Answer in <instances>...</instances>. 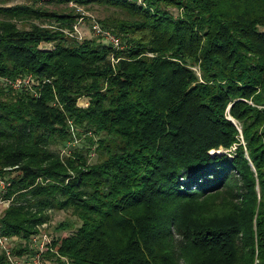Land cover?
I'll list each match as a JSON object with an SVG mask.
<instances>
[{
  "label": "trees",
  "instance_id": "trees-1",
  "mask_svg": "<svg viewBox=\"0 0 264 264\" xmlns=\"http://www.w3.org/2000/svg\"><path fill=\"white\" fill-rule=\"evenodd\" d=\"M71 1L123 11L101 22L124 47L72 35L80 12L0 1L14 258L60 209L77 220L50 264H264V0H46Z\"/></svg>",
  "mask_w": 264,
  "mask_h": 264
},
{
  "label": "rangeland",
  "instance_id": "rangeland-1",
  "mask_svg": "<svg viewBox=\"0 0 264 264\" xmlns=\"http://www.w3.org/2000/svg\"><path fill=\"white\" fill-rule=\"evenodd\" d=\"M0 1L8 5H13L16 3H25V2L26 3L27 2L28 3L40 2L42 4H47V6L50 9H55V10H60V11L61 10H66V11L72 10L76 13L77 12L78 13L80 12L82 14L84 13V19H81L80 29L83 35L86 37L87 36H98L97 33L94 32L93 27H92L94 20H97L102 25L101 20L109 16L126 17V14L123 11L113 8V7L101 6L97 4L84 5V4L74 2V1H71L70 3H62V4H56V3L48 4L46 0H0ZM105 40L107 41V39ZM87 103L88 104L90 103L89 96H83L78 99L79 105L87 106L86 105ZM76 137H77V140L75 139L69 140V147H66V148H64V146L62 147L64 148V152H68L77 146L83 145L85 137H86L85 133H83L81 137L78 135ZM96 159H97V154L92 152V155L90 156L89 161L94 162ZM5 204L6 203H3V202L0 203V213L3 211ZM64 220L76 221L77 219L76 217H74L71 210L56 209L52 212V219L50 223L45 225L46 229L44 230V232L48 234L49 238H51L52 242L54 239L60 238V236H62L63 234H70L71 232L74 231V229L72 228L71 229L69 228L68 229H58L57 228V225ZM37 249H38L37 245L32 243L31 253L33 254L34 252H36ZM17 259L20 261L21 264H47L50 262L48 256L43 257L42 260H35V261L34 260L28 261L30 259L28 255L19 256ZM54 259L55 258H52V260ZM54 264H63V263L55 261Z\"/></svg>",
  "mask_w": 264,
  "mask_h": 264
},
{
  "label": "built area",
  "instance_id": "built-area-1",
  "mask_svg": "<svg viewBox=\"0 0 264 264\" xmlns=\"http://www.w3.org/2000/svg\"><path fill=\"white\" fill-rule=\"evenodd\" d=\"M81 19H84V13L79 20L80 22L79 21L76 22L74 26V30L70 32L72 35H74L75 37L79 39H83L85 37L80 29ZM92 27H93L94 32L102 35L114 47L116 48L124 47L120 36L117 33L113 32L111 29L103 27V25H101L97 20H94ZM1 78L2 77L0 76V79ZM5 79L9 84H11L14 88H17V89H20L23 86H32V84L35 82V79L32 75L26 76V77H18L16 79H10V78H5ZM86 105H88V103ZM70 121H71L72 131L75 134V125L72 122V120ZM75 140H77L76 135H75ZM9 184L10 182H8V179L0 177V193L4 191V189H6L7 185ZM9 201L10 200H5L3 199V197L0 196V203L2 202L6 203L5 206L9 204ZM12 241H13V238L0 234V247L4 248L7 251L13 264H21L20 261L17 258H14V256L12 255V250H11ZM32 243L37 245L38 249L33 255H29L30 259L28 261L42 260L45 252L49 248V245L52 243V240L51 238H49L48 234L45 233L43 230L40 233L32 236Z\"/></svg>",
  "mask_w": 264,
  "mask_h": 264
},
{
  "label": "water",
  "instance_id": "water-1",
  "mask_svg": "<svg viewBox=\"0 0 264 264\" xmlns=\"http://www.w3.org/2000/svg\"><path fill=\"white\" fill-rule=\"evenodd\" d=\"M234 120V119H233ZM234 122H236L235 120H234Z\"/></svg>",
  "mask_w": 264,
  "mask_h": 264
}]
</instances>
